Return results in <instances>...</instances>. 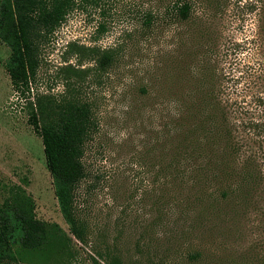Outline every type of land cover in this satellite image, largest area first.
<instances>
[{
  "label": "rangeland",
  "instance_id": "rangeland-1",
  "mask_svg": "<svg viewBox=\"0 0 264 264\" xmlns=\"http://www.w3.org/2000/svg\"><path fill=\"white\" fill-rule=\"evenodd\" d=\"M183 1L193 3L187 23L173 14ZM214 1L74 0L41 46L26 97L73 95L90 104L94 122L82 157L85 177L74 192L84 241L71 238L69 254L48 264H213L247 252L264 258L257 213L246 215L235 240L218 239L207 229L187 233L192 215L175 219L195 191H159L162 99L180 95L200 77L224 99L230 79L242 77L240 89L247 67L264 66V0L262 11L259 4L247 6L257 0H218L225 4L218 10ZM103 53L111 62L100 68ZM8 54L0 42V203L6 188L18 185L33 199L38 220L67 233L40 139L4 70ZM251 93L264 95V83ZM195 251L200 256L191 260Z\"/></svg>",
  "mask_w": 264,
  "mask_h": 264
},
{
  "label": "trees",
  "instance_id": "trees-1",
  "mask_svg": "<svg viewBox=\"0 0 264 264\" xmlns=\"http://www.w3.org/2000/svg\"><path fill=\"white\" fill-rule=\"evenodd\" d=\"M73 4L74 0H0V42L9 51L4 70L13 91L25 101L27 124L40 139L57 207L68 227L66 233L55 223L38 220L33 199L22 187L8 186L0 203V264H48L69 254L71 238L84 241L74 192L85 177L84 146L94 130L91 106L73 95L56 99L36 94L31 101L26 97L41 46ZM258 4L262 11V0L247 6ZM224 6L214 1L216 10ZM192 7V2L183 1L173 14L179 22H190ZM110 62L109 53L99 58L100 68ZM257 67H247V82L240 89L236 86L242 77L230 79L224 99L214 94L215 84L207 77L180 88L178 96L162 99L166 123L159 191H195L180 205L175 219L192 215L187 233L196 230L199 235L207 229L218 239L235 240L249 212L257 213L264 226V95L251 93L264 83V66ZM199 256L195 251L189 258ZM258 262L264 264V258L247 252L213 264ZM115 264L121 263L116 259Z\"/></svg>",
  "mask_w": 264,
  "mask_h": 264
}]
</instances>
